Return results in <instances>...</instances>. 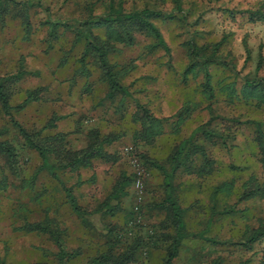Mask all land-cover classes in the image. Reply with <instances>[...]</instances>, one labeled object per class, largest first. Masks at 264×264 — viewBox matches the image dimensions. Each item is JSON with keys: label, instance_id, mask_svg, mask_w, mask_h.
Instances as JSON below:
<instances>
[{"label": "rangeland", "instance_id": "obj_1", "mask_svg": "<svg viewBox=\"0 0 264 264\" xmlns=\"http://www.w3.org/2000/svg\"><path fill=\"white\" fill-rule=\"evenodd\" d=\"M111 3L169 14L153 21L167 49L137 34L133 43L117 42L109 52L129 92L114 98L107 97L108 84L98 79V71L87 77L78 70L82 44L67 26L91 12L107 13ZM23 8L29 12L27 29ZM92 32L105 36L101 27ZM213 52L215 61L205 64ZM20 71L24 74L8 84L12 102H22L28 90L39 89L40 97L18 110L19 120L42 129L59 116L47 130L66 132L75 147H83L87 133L97 129L113 136L103 149L117 159L97 158L90 167L61 174L85 210L78 215L65 187L41 168L39 154L25 145L0 109L1 138L17 147L14 167L0 153V264H88L109 244L120 251L138 241L132 264H164L167 248L178 237L159 205L168 190L164 169L172 175L171 191L185 222L173 264H258L264 238L250 248L242 241L264 220V166L253 141L254 121L264 132V110L241 90L248 78L264 80V0H0V75ZM139 105L164 123L148 143H135L133 137L143 126L135 117ZM185 110L189 115L177 126ZM188 136L185 162L195 169L209 163L211 174L187 172L183 165L172 170L171 157ZM125 146L146 171L143 223L118 237L133 200L129 182L122 181L134 170ZM119 186L122 191L112 197ZM106 200L120 208L101 210ZM32 223L49 230H32ZM54 234L60 236L62 252Z\"/></svg>", "mask_w": 264, "mask_h": 264}, {"label": "trees", "instance_id": "obj_2", "mask_svg": "<svg viewBox=\"0 0 264 264\" xmlns=\"http://www.w3.org/2000/svg\"><path fill=\"white\" fill-rule=\"evenodd\" d=\"M23 23L25 29L29 26V12L28 8H23ZM5 12V11H4ZM4 12L1 13V19H4ZM169 15L166 12L158 9H131L125 10L124 7H116L113 3L110 4L109 10L107 13L94 15L89 13L88 18L85 20H69L67 26L69 29L73 30L75 35V41L82 44V54L77 57L76 61L79 63L78 70L87 75V77L93 76L95 71L100 73L98 79L105 81L108 84L107 97L114 98L117 92L123 94H128V89L125 85L120 82V76H122L121 70H117L116 67L118 64L113 62L109 58V52L115 49L117 42L131 44L135 40L137 34H145L149 36L157 45L163 46L167 49L163 41L162 34L160 33L159 28L154 24L155 17H165ZM103 28L105 36L101 38L92 32V28ZM213 52L209 57H207L205 64L215 61ZM198 59V56H195ZM92 58V63L88 59ZM24 74L23 71L18 72V74H9V75H0V109L11 119V122L18 129L19 136L24 141L25 145L32 147L41 158V168L47 169L50 174L58 179V181L65 187L68 200L78 215H82L85 210L77 202L74 194L72 193L71 187L66 185L65 180L62 178V173L68 170H77L80 167H90L92 166V161L97 158H111L116 160L117 156L107 153L103 149L104 142L110 141L113 136L100 134L97 129H92L87 133V142L83 147H75L67 137V133L64 131H49L47 128L55 127L56 120L59 116H53L45 127L42 129H32L27 127L21 120L16 117V113L20 110L26 103L34 100H38L40 97L39 89L28 90L25 98L22 102L17 104L13 103L11 100V92L8 84L10 81H15L18 77ZM206 80L209 79L210 74H206ZM208 83V81H206ZM210 87V86H209ZM207 90V89H206ZM242 94L246 99H252L255 102V105L262 107L264 110V80L259 78L256 75L252 78H248L245 83L242 85ZM212 96V95H209ZM141 110L137 112V119H139L143 126L142 128L134 134L135 143L139 141L150 142L155 135L164 129V123L161 118H154L150 115V112L144 108V106H138ZM179 120L175 121L176 125L179 126L188 115L189 111L185 110L180 112ZM255 124V133H253V141L258 148L261 154L262 165L264 166V132L260 128V124L256 121ZM203 127H198L195 133L198 130H201ZM3 130V129H2ZM2 130H0V153L3 155L5 161L10 167L16 165L15 158L17 157V147L11 142L9 138H1ZM192 137V136H191ZM191 137L183 138L176 147L172 157V170L177 167H183L187 172L197 171L200 175L206 176L211 174L214 169L209 160L205 159V167L202 169L191 168L192 166L185 162L186 155L188 154L187 148L191 140ZM165 180L168 186L166 191V196L164 200L159 203L160 206L165 207L167 212V220H170L174 226H176L178 237L173 241L165 253L163 262L164 264H173V259L177 253V248L179 245V240L183 234L185 228V222L182 217V207L179 204L178 200L174 197L171 188V173L164 169ZM133 174L124 175L122 181L129 182L130 189L127 190V193L131 194ZM254 178V177H253ZM122 186H119L114 189V192L111 194L112 197H118L119 192L122 191ZM257 187H254V191H257ZM250 191V193H254ZM144 202V199H143ZM104 206V208H103ZM133 200L131 208L128 211L126 218V227L125 229H119L117 231L118 237H124L132 231L134 227L141 226L142 221L135 220L136 213L133 211ZM142 206V204H141ZM140 206V211H141ZM108 209L110 213H113L115 209H119V205L112 206L109 201H104L101 205V210ZM139 211V212H140ZM44 227V228H43ZM51 227V226H50ZM43 228V229H42ZM30 229L32 230H49V225L42 226L37 223L30 224ZM51 231V230H50ZM55 235V234H54ZM248 238L245 241H242L248 248L251 247L253 242L258 241L261 238H264V220L259 221L258 225L253 227L248 232ZM57 241L60 243V251H63V244L60 241V236H54ZM116 242L119 239L115 238ZM153 244L158 243L157 238L153 237ZM139 244V241L136 244H130L127 248H123L118 251L114 245H110L106 250L102 251L99 255L94 257L88 264H132L133 259H135L136 245ZM144 255L147 254L146 251L143 252ZM61 264H66L62 262ZM258 264H264V255L259 260Z\"/></svg>", "mask_w": 264, "mask_h": 264}, {"label": "built area", "instance_id": "obj_3", "mask_svg": "<svg viewBox=\"0 0 264 264\" xmlns=\"http://www.w3.org/2000/svg\"><path fill=\"white\" fill-rule=\"evenodd\" d=\"M131 146H125L124 150L130 154V163L133 165V181H132V197H133V211L136 213L135 220L140 221V206L143 203L145 196V179L146 171L141 160L132 153Z\"/></svg>", "mask_w": 264, "mask_h": 264}]
</instances>
